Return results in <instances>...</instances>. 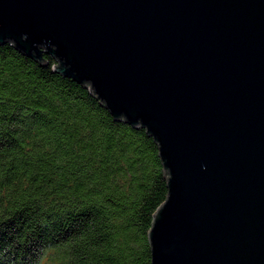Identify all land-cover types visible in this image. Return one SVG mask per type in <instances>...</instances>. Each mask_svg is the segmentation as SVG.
<instances>
[{"label":"water","instance_id":"water-1","mask_svg":"<svg viewBox=\"0 0 264 264\" xmlns=\"http://www.w3.org/2000/svg\"><path fill=\"white\" fill-rule=\"evenodd\" d=\"M146 129L152 264H264V0H0V44Z\"/></svg>","mask_w":264,"mask_h":264},{"label":"trees","instance_id":"trees-1","mask_svg":"<svg viewBox=\"0 0 264 264\" xmlns=\"http://www.w3.org/2000/svg\"><path fill=\"white\" fill-rule=\"evenodd\" d=\"M44 58L0 44V264H152L158 144Z\"/></svg>","mask_w":264,"mask_h":264}]
</instances>
